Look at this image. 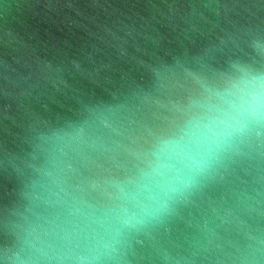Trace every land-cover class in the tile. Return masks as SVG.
<instances>
[{
    "label": "clouds",
    "instance_id": "1",
    "mask_svg": "<svg viewBox=\"0 0 264 264\" xmlns=\"http://www.w3.org/2000/svg\"><path fill=\"white\" fill-rule=\"evenodd\" d=\"M249 47L259 59L161 66L151 90L37 130L16 166L15 200L0 213V264H131L133 242L222 169L264 157V33ZM257 197L264 192L214 209L194 254L264 264V225L249 222L264 218Z\"/></svg>",
    "mask_w": 264,
    "mask_h": 264
},
{
    "label": "water",
    "instance_id": "2",
    "mask_svg": "<svg viewBox=\"0 0 264 264\" xmlns=\"http://www.w3.org/2000/svg\"><path fill=\"white\" fill-rule=\"evenodd\" d=\"M256 33H264V0H0V213L15 200L16 166L37 130L86 105L151 90L161 66L259 59L249 47ZM257 191L264 192V157L227 165L133 242L131 264H214L194 254L200 229L211 226L214 209Z\"/></svg>",
    "mask_w": 264,
    "mask_h": 264
}]
</instances>
